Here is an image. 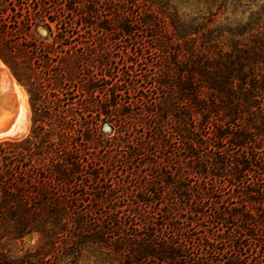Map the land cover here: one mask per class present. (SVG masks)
I'll return each instance as SVG.
<instances>
[{"label": "trees", "instance_id": "16d2710c", "mask_svg": "<svg viewBox=\"0 0 264 264\" xmlns=\"http://www.w3.org/2000/svg\"><path fill=\"white\" fill-rule=\"evenodd\" d=\"M172 1L87 0L81 22L112 41L116 36L132 40L135 54L142 52L136 43L144 41L157 57L154 112L162 141L167 148L176 141L179 157L198 179L194 196L200 200L203 193L218 204L210 220L197 223L219 228L236 255L215 261L213 255L226 248L219 249L221 240L210 236L196 248L153 234L125 239L116 252L125 264H264V0H233L242 18L225 22L220 14L228 0L216 12L195 15L181 12ZM26 6L0 0V13L5 8L23 15L29 12ZM32 24L28 19L29 28ZM7 56L0 50L27 88L33 116L26 138L0 141V264H67L58 259L66 246L72 247L62 253L66 259L85 243L108 246L110 224L95 229L97 223L84 215L71 216L81 200L82 159L51 133L40 80ZM164 178L180 198L190 194L185 183H175L167 173ZM190 209L203 215L201 207ZM71 229L76 242L66 245L62 238ZM32 232L41 235L34 251L18 256L5 249Z\"/></svg>", "mask_w": 264, "mask_h": 264}, {"label": "rangeland", "instance_id": "374dc122", "mask_svg": "<svg viewBox=\"0 0 264 264\" xmlns=\"http://www.w3.org/2000/svg\"><path fill=\"white\" fill-rule=\"evenodd\" d=\"M222 1L172 2L181 12L195 15L216 12ZM14 2L27 3L29 12L21 15L3 9L0 50L26 75L40 80L43 101L52 118L51 133L63 137L82 159L81 200L71 216L84 215L87 221L97 223L95 229L110 224L106 232L108 246L85 243L69 259L62 255L72 249L66 246L58 259L67 264H125L116 248L135 235L153 234L196 248L208 236L221 240L219 228L204 222L205 229L197 223L210 220L218 204L203 193L200 200L194 196L198 179L189 171L186 160L179 157L176 141H170L168 148L162 141V127L154 112L159 101L153 86L157 57L146 50L147 43H136L142 52L135 54L132 40L116 36L118 39L112 41L96 29L83 27L81 17L87 0ZM221 12L223 22L242 18V8L233 0H228ZM28 19L33 23L31 28ZM3 73L10 83L0 85V91L5 88L0 94V112L24 106L27 115L21 128L1 136L0 141L21 140L32 129L30 94L0 58V77ZM166 173L175 183L190 187L191 195L180 198L177 187L165 182ZM191 206L201 207L203 215L194 216ZM74 236L71 229L62 242H76ZM40 242L41 235L32 232L5 249L22 256L28 250L34 251ZM228 246L229 242L221 240L218 247L226 251L221 250L213 259L223 263L235 256ZM74 259L78 261L73 263Z\"/></svg>", "mask_w": 264, "mask_h": 264}, {"label": "bare ground", "instance_id": "6f19581e", "mask_svg": "<svg viewBox=\"0 0 264 264\" xmlns=\"http://www.w3.org/2000/svg\"><path fill=\"white\" fill-rule=\"evenodd\" d=\"M0 78H1L0 81L1 86L6 87V85L10 83L9 78L4 73L1 75ZM26 115H27V109L24 106L18 108L16 107V109L12 111L5 110L0 112V137L11 135L15 133L19 128H21L26 121Z\"/></svg>", "mask_w": 264, "mask_h": 264}, {"label": "crops", "instance_id": "0c3cea01", "mask_svg": "<svg viewBox=\"0 0 264 264\" xmlns=\"http://www.w3.org/2000/svg\"><path fill=\"white\" fill-rule=\"evenodd\" d=\"M5 89V88H4ZM4 89H1L2 91H0V94L3 93Z\"/></svg>", "mask_w": 264, "mask_h": 264}]
</instances>
